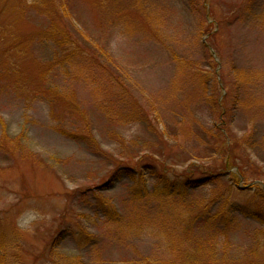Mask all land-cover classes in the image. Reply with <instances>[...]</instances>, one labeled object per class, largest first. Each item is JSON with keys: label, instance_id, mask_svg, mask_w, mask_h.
I'll use <instances>...</instances> for the list:
<instances>
[{"label": "rangeland", "instance_id": "obj_1", "mask_svg": "<svg viewBox=\"0 0 264 264\" xmlns=\"http://www.w3.org/2000/svg\"><path fill=\"white\" fill-rule=\"evenodd\" d=\"M191 2L0 0V223L24 242L20 264H264L257 222L195 228L183 198L130 191L131 166H167L170 181L201 166L228 174L190 191L194 204H257L264 0H211L213 38ZM209 69L219 82L197 73Z\"/></svg>", "mask_w": 264, "mask_h": 264}, {"label": "trees", "instance_id": "obj_2", "mask_svg": "<svg viewBox=\"0 0 264 264\" xmlns=\"http://www.w3.org/2000/svg\"><path fill=\"white\" fill-rule=\"evenodd\" d=\"M191 2L193 5H195L200 13L203 14L204 23L205 26L204 33L210 34L209 37L213 38L215 35L214 27L215 22L212 20L211 17L213 13H207L209 8L211 6V0H192ZM190 4V3H189ZM208 37V38H209ZM66 42V41H65ZM64 42V43H65ZM208 47V46H207ZM208 51H210V57L215 59L216 56L211 51V47L214 49V51H218V48L216 46V43H212L209 48H207ZM218 53V52H216ZM218 55V54H217ZM214 64H216L218 67V64L214 60ZM215 67V66H214ZM198 74H202V76L209 77L212 76L214 79L219 82V78H216L217 75L215 70L209 69L205 71H198ZM223 72H221V75ZM216 76V77H215ZM219 77V76H218ZM230 92L229 90L227 91ZM226 96H223L222 103L224 104V100L227 98ZM215 93L213 91L212 96H214ZM217 105V104H216ZM145 116H149V113L146 111L142 112ZM225 113H227L225 111ZM221 134V131H219ZM164 136V134H162ZM166 137V135L164 136ZM163 138V137H162ZM161 138V139H162ZM164 140V138L162 139ZM222 142V140H220ZM93 142H96L93 138ZM224 143H226L227 153L229 145L227 144V141L224 140ZM249 143V142H248ZM146 148L144 150H148L149 152L155 150L156 145H147L145 144ZM253 148V146L249 147ZM246 160H243L238 166L239 169H243V164ZM251 163V160L248 161ZM147 162H144L143 167H136L134 168L131 166L129 175L134 180V185L130 187L131 193L134 194V197H139L140 199H143L147 197L150 193H154L155 195L160 194L163 197L169 198L173 197L174 195H177L185 200V202L189 203L190 210L186 216L187 224L191 225L195 228H206L210 223L217 222L219 226L223 229L233 226L235 228L240 221L242 220H253L254 222H257L260 225L259 234H264V179H262L261 182H255L253 189V198L257 202L255 206L251 205H241L229 200H224V202H219L216 204L214 199H207L205 200L201 205L200 204H194L193 200H191L190 197V191L196 190L202 186H205L207 184H210L211 181L216 180L219 176H225L228 173H216L213 174V171L206 169H202L201 166H198L197 171H199L196 175L191 172L190 174H187L185 177L177 179L174 181H170L169 179H166V176L168 175V171H166L167 166L162 170H157L155 167H152V169L145 168V164ZM155 163V162H154ZM226 166H233V163L231 160L225 159ZM224 164V166H225ZM147 166V165H146ZM225 166V167H226ZM205 168V167H203ZM149 170V171H148ZM160 171V172H159ZM146 174H150L153 179H156L155 184L152 187V190L150 189V186L147 185V180L145 179ZM262 176L264 178V174L261 172ZM244 176V173L239 178L241 179ZM141 183V184H139ZM97 203H100V206H97L100 208L102 214L105 216L107 221H115L119 219V212L117 211V206H115L114 202L111 199H108L106 197H103L97 201ZM237 216L240 217V221L236 218ZM1 222V220H0ZM214 234H218L217 232H213ZM8 235L5 233L3 225L0 223V264H20V259H22L21 254L24 250V242L22 241V238L15 237L13 239H8ZM214 241V239H213ZM210 246V245H209ZM211 247V246H210ZM183 264H237V262H232L231 260H221L219 257H211V259L207 262H184Z\"/></svg>", "mask_w": 264, "mask_h": 264}, {"label": "water", "instance_id": "obj_3", "mask_svg": "<svg viewBox=\"0 0 264 264\" xmlns=\"http://www.w3.org/2000/svg\"><path fill=\"white\" fill-rule=\"evenodd\" d=\"M248 186H250V185H248ZM248 186H245L244 188H247Z\"/></svg>", "mask_w": 264, "mask_h": 264}]
</instances>
